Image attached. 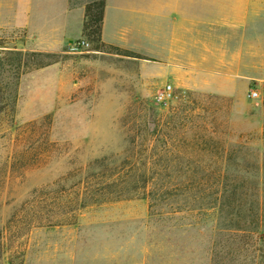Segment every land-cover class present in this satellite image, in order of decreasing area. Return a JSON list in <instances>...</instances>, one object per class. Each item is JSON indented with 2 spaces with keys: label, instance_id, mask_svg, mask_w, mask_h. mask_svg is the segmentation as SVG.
<instances>
[{
  "label": "rangeland",
  "instance_id": "obj_1",
  "mask_svg": "<svg viewBox=\"0 0 264 264\" xmlns=\"http://www.w3.org/2000/svg\"><path fill=\"white\" fill-rule=\"evenodd\" d=\"M75 43L58 53V62L23 74L15 112L9 101L10 107L0 113V239L4 233L6 238V245L0 240V264H8L14 252H24L23 264H214L213 210L198 217L168 211L152 215L147 199L90 206L75 224L35 227L11 249V232L20 231L8 222L34 189L97 158L114 156L121 163L130 137L150 136L155 120L164 123L177 114L186 117L188 140L199 125L230 143L248 139L251 152L259 148L264 155V85L252 84L257 99L248 96L249 88L227 98L172 86L174 98L164 106L155 96L168 83L143 74L141 58L96 50L90 42L76 49ZM2 50L32 51L22 31L0 33ZM1 85L11 88V79L4 78ZM45 119L57 152L20 176L12 171L16 129ZM7 127L12 128L3 132Z\"/></svg>",
  "mask_w": 264,
  "mask_h": 264
},
{
  "label": "trees",
  "instance_id": "obj_2",
  "mask_svg": "<svg viewBox=\"0 0 264 264\" xmlns=\"http://www.w3.org/2000/svg\"><path fill=\"white\" fill-rule=\"evenodd\" d=\"M105 7L106 0L86 3L84 39L94 44L96 50H114L142 58L139 53L103 42ZM60 57L61 54L51 52L2 50L0 113L10 107L9 101L11 111L15 112L23 74L48 67ZM4 78L11 79V88L1 85ZM184 121L186 117L177 114L164 123L155 120L150 136L130 137V149L121 163L114 156L97 158L51 184L34 189L8 222L16 224L20 231L11 232V249L18 238L35 227L75 224L79 213L90 206L147 199L152 215L168 211L198 217L213 210L214 264H264V155L259 148L251 152L248 139L230 143L229 139L215 136V132L207 133L205 127L202 131L203 126L199 125H195L197 130L188 140L183 131ZM50 124L45 119L17 127L12 171L17 170L22 176L53 158L57 143L50 139ZM71 180L74 181L69 185ZM5 239L4 233L0 239L4 245ZM23 257L24 252L11 253L8 264H23Z\"/></svg>",
  "mask_w": 264,
  "mask_h": 264
},
{
  "label": "crops",
  "instance_id": "obj_3",
  "mask_svg": "<svg viewBox=\"0 0 264 264\" xmlns=\"http://www.w3.org/2000/svg\"><path fill=\"white\" fill-rule=\"evenodd\" d=\"M88 1L0 0V33L60 53L83 39ZM102 40L139 53L143 74L179 90L237 98L264 85V0H106Z\"/></svg>",
  "mask_w": 264,
  "mask_h": 264
},
{
  "label": "built area",
  "instance_id": "obj_4",
  "mask_svg": "<svg viewBox=\"0 0 264 264\" xmlns=\"http://www.w3.org/2000/svg\"><path fill=\"white\" fill-rule=\"evenodd\" d=\"M89 45V42H87L85 39H81L76 41L74 48L79 49L83 48ZM248 96L252 99H257L259 97V92L256 88L251 87L249 89ZM174 98V89L172 85L167 84L162 89L159 90V92L155 96V100L160 105L167 106L169 105L170 101Z\"/></svg>",
  "mask_w": 264,
  "mask_h": 264
}]
</instances>
